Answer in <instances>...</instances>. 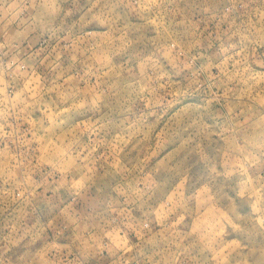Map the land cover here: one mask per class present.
<instances>
[{
    "label": "rangeland",
    "instance_id": "rangeland-1",
    "mask_svg": "<svg viewBox=\"0 0 264 264\" xmlns=\"http://www.w3.org/2000/svg\"><path fill=\"white\" fill-rule=\"evenodd\" d=\"M0 264H264V0H0Z\"/></svg>",
    "mask_w": 264,
    "mask_h": 264
}]
</instances>
